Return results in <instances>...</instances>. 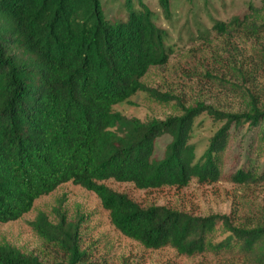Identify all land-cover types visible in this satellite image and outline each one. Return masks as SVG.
<instances>
[{"label": "trees", "instance_id": "1", "mask_svg": "<svg viewBox=\"0 0 264 264\" xmlns=\"http://www.w3.org/2000/svg\"><path fill=\"white\" fill-rule=\"evenodd\" d=\"M160 5L167 12L168 0ZM124 6L125 18L108 20L100 0H0V223L19 219L39 197L71 182L93 192L113 226L146 249L264 264V219L237 223L227 215L142 208L102 184L112 179L143 190L193 180L264 185V103L252 96L242 112L180 105L175 117L145 123L113 111L137 92L167 97L141 81L151 67L167 64L166 33L144 0H124ZM213 30L264 34V0ZM258 62L264 65V54ZM224 87L250 93L241 85ZM201 115L215 130L197 156L190 139ZM164 135L170 142L157 160L155 143ZM57 215L55 223L44 214L31 223L52 253L49 264H99L83 247L78 223ZM0 264L47 263L0 244Z\"/></svg>", "mask_w": 264, "mask_h": 264}, {"label": "rangeland", "instance_id": "2", "mask_svg": "<svg viewBox=\"0 0 264 264\" xmlns=\"http://www.w3.org/2000/svg\"><path fill=\"white\" fill-rule=\"evenodd\" d=\"M100 2L106 19L125 18L124 0ZM144 3L153 23L165 31V47L171 54L166 65L151 67L141 81L167 97L137 92L115 105L114 112L145 123L175 117L180 114V105L191 107L201 103L225 112H242L251 96L258 105L264 103V65L258 62L264 54V34L238 31L222 35L213 30L215 23L240 18L249 6L259 7L262 0H168L167 12L162 10L160 0H144ZM225 84L241 85L250 93L240 94L227 89ZM214 130V123L206 115L196 119L190 143L195 146L197 156L205 150ZM169 142L167 135L156 141L155 159L162 157ZM102 184L127 195L142 208L163 206L198 217L227 215L237 223L264 219V185L223 181L199 184L193 180L181 188L143 190L112 179ZM57 212L63 213L68 221L78 223L83 247H88L99 264H244L227 254L206 252L187 257L168 247L146 249L113 226L108 211L102 208L93 192L71 182L39 197L32 209L19 219L0 223V244L11 245L49 264L52 253L31 223L38 214L46 215L55 223Z\"/></svg>", "mask_w": 264, "mask_h": 264}]
</instances>
